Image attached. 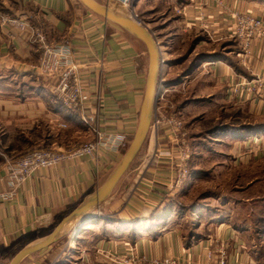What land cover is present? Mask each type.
Segmentation results:
<instances>
[{
    "label": "crops",
    "instance_id": "1",
    "mask_svg": "<svg viewBox=\"0 0 264 264\" xmlns=\"http://www.w3.org/2000/svg\"><path fill=\"white\" fill-rule=\"evenodd\" d=\"M95 1L150 30L161 44L160 58L169 63L160 68L158 77L171 83L169 76L186 64L180 77L176 75L186 82L190 95L184 111L203 104L217 109V125L205 128L221 145L215 151L223 161L217 170L264 169V148L248 147L250 136L264 129V100L248 95L235 98L230 91L242 79H264V40L255 42L252 54L245 58L240 44L227 38L233 28L231 16L213 4L202 7L197 0H154L164 18L159 25L144 21L135 5L137 16L117 0ZM223 1L230 9L264 21V0ZM3 18L25 20L29 29L5 25ZM37 31L50 44H71L82 89L91 96L84 110L65 107L54 92L58 79L36 69L40 58ZM224 44L237 49L222 50L221 58H212ZM198 57L201 60L196 63ZM149 64L144 43L79 0H0V264H10L19 253L46 243L55 233L51 244L19 264H115L113 258L132 251L148 258L171 255L199 264L208 263L210 253L215 261L226 252L228 264H264L260 257L264 233L260 232L262 224L258 225L264 221L260 214L264 196L252 192L264 185V179L257 176L243 180L242 192L250 194L234 200V205L224 204L216 212L217 221H208V209L201 211L199 231L203 232L191 239L171 227L176 223L173 212L178 200L164 196L166 191L155 180L142 177L144 166L133 180L123 181L128 170L103 202L74 216L108 182L136 134ZM199 114L193 118L197 120ZM156 118L162 119L160 111L154 114ZM92 124L112 138L123 139L119 150L103 149L97 156L38 170L19 187L6 175V157L17 159L33 149L79 147L94 137ZM159 131L160 127L152 129L153 146L163 138ZM196 136L200 135L192 133ZM226 159L231 163H225ZM197 167L192 168L190 180L204 174ZM121 182L125 194L118 196ZM167 228H171L168 233Z\"/></svg>",
    "mask_w": 264,
    "mask_h": 264
},
{
    "label": "rangeland",
    "instance_id": "2",
    "mask_svg": "<svg viewBox=\"0 0 264 264\" xmlns=\"http://www.w3.org/2000/svg\"><path fill=\"white\" fill-rule=\"evenodd\" d=\"M134 5L137 8V13L144 21L147 20L150 24L155 22L157 25L164 21V18L161 17L158 10L159 5L154 0H133L132 5H129L128 7L122 5L121 7L132 12ZM144 12H146L145 16L142 15ZM166 63L167 61H165V64ZM184 65L177 70V73H173L169 76L168 79L171 83L167 82L168 80L164 78L168 85L169 83L173 85H167L165 89L161 91L163 92L166 90L163 98L160 99L159 107H161L160 112L163 116L167 117V119L174 118L177 121H181L183 125L182 131L185 132V136H181L180 138L175 137L172 134V126L163 121V123L158 126L161 128V131L159 132L163 138L160 139L157 146H153V128L151 126L148 137L141 151L129 168L123 181L128 179L133 180L137 170L142 171L144 166V171L141 174L142 177L147 176V179L155 180L154 183L161 186L162 189L166 191L164 196L171 199L176 197V200L180 203L176 204L178 206L177 211L175 210L173 212H176L177 214L175 215L176 223L172 224L173 226L171 227L177 228L181 234L183 233L184 237L188 238L189 233L194 232L193 234H197L203 232L199 231L201 229L200 225L202 223V218L198 214H200L201 211L205 212L208 209L211 213L210 216H207V218H209L208 221H210V219H215L217 215L216 212L223 210V206H225L226 203L234 205V200L240 199L242 195L248 196L250 194L242 192L241 188L245 187V182H243V180L254 176H257L259 179H264V169L257 168L251 172L246 170H234L231 167L225 171L222 169L217 170V165L223 161L221 158L217 157L215 151L220 149L221 145H218V142H214L213 135L208 133L205 129L217 125V109L203 104L198 107L193 106L195 108H192L191 111H184L185 107L183 104L185 105V102L190 99V95L188 90H185L186 82L182 80L183 78L181 79L182 81L179 80L180 78H177V76L180 75V70L184 69ZM167 75L168 73H166L165 77H167ZM200 112L202 115L199 114L200 117L195 120L193 114ZM204 112L205 114H203ZM192 133H196L200 136H198V138L197 136L196 138L192 137ZM249 139L252 141V144L248 145L250 149L264 148V129L262 131H255L254 137L250 136ZM199 141L202 143L201 147L198 145ZM253 143H256V146ZM130 144L131 141L125 147V153L128 151ZM250 149L245 150L251 152ZM197 153L199 154L197 155ZM225 163L230 164L231 161L226 159ZM194 167L202 169L204 174H200L196 179L190 180V177L194 174L192 173V168ZM183 169H187V177L181 176ZM178 181H180V183H178ZM239 181L241 182L238 183ZM119 186L117 195L123 196L125 194V189L122 182ZM263 190L264 185H261L252 192H258V194H263L264 196ZM260 214L264 215L263 209ZM166 224L168 225V221ZM259 224L260 223H258V225ZM261 228H263V225H261ZM167 229L168 233L171 228ZM132 253L137 252L132 251ZM209 255H211V253L208 254V259ZM141 256L146 258V262L143 264H151V261L165 258L175 259L178 262L177 264H199L192 260H180L176 256L171 255L163 258H148L145 255ZM220 257L224 258L225 263L228 264V256L226 255V252ZM219 259L220 258L216 259L213 264H218ZM210 263V260H208V263L204 264Z\"/></svg>",
    "mask_w": 264,
    "mask_h": 264
},
{
    "label": "built area",
    "instance_id": "3",
    "mask_svg": "<svg viewBox=\"0 0 264 264\" xmlns=\"http://www.w3.org/2000/svg\"><path fill=\"white\" fill-rule=\"evenodd\" d=\"M121 5L128 7L132 5L133 0H117ZM198 4L202 7L207 5H215L216 8L224 10L229 16H231L233 28L227 38L236 40L241 47L242 55L245 58L250 57L252 54V45L257 41L264 40V21L254 16L251 13H245L240 10H233L227 7L223 0H197ZM132 13L135 15V11L132 8ZM137 16V15H135ZM2 22L13 27H16L22 31L29 29V25L25 20H15L9 18H3ZM139 22V21H138ZM140 23V22H139ZM141 24V23H140ZM142 25V24H141ZM206 33L211 38L208 27H205ZM35 39L39 45L40 58L37 65V70L44 76H52L58 79V83L55 86L54 92L63 105L69 109L75 111H82L86 108V103L90 101L88 93L82 89L81 78L79 72V66L74 59L73 50L71 44L68 41H63L60 44H50L40 32H35ZM212 39V38H211ZM213 40V39H212ZM223 40V39H220ZM158 48L161 44L156 41ZM244 61V60H243ZM162 64L161 68L165 64V59L160 58ZM166 82L163 77H159V85L157 87V94L154 105L153 124L152 128H156L164 122H167L172 126V134L180 138L185 136V132L182 131L181 121H177L174 118L167 119L162 115V119H154V114L160 111L159 107L160 99L163 98L166 90L161 92L165 87L162 83ZM231 95L233 97H241L242 95H248L251 98H258L264 100V79L257 78L253 81L245 79L235 83L230 88ZM161 92V93H160ZM88 124V123H87ZM89 125V124H88ZM66 127L60 125V127ZM91 132L93 138L83 143L81 146L73 149H33L17 159H11L6 157L5 171L8 178L12 181L15 187H19L29 178L41 169L54 168L67 161H73L88 155H99L103 149L118 151L123 144V139L112 138L100 131L99 126L92 124ZM188 158V157H187ZM187 169H183L182 177H187ZM180 183V181H178ZM210 264H213V256L209 255ZM146 262V258L138 255L137 253H130L123 257L113 258L115 264H143ZM177 260L172 258H165L160 260L151 261V264H177ZM188 264V263H186ZM218 264H226L224 258L219 259Z\"/></svg>",
    "mask_w": 264,
    "mask_h": 264
},
{
    "label": "water",
    "instance_id": "4",
    "mask_svg": "<svg viewBox=\"0 0 264 264\" xmlns=\"http://www.w3.org/2000/svg\"><path fill=\"white\" fill-rule=\"evenodd\" d=\"M79 1L82 4H84L88 9H90L92 12L96 13L97 15H100L101 17H104L109 21L116 23L117 25L121 26V28L123 27L131 34H133L137 39H139L142 43H144L148 51L150 64H149V74H148L146 92L140 112V121L136 134L134 135V138L129 146V149L125 153L124 158L122 159L116 170L114 171L111 178L104 185V187L98 192V195H96V197L87 206L77 211L74 214V216H79L84 212H86L92 206L95 205L97 206L98 204L103 202L108 197V195L113 191V189L116 187L118 182L122 179V177L131 167V165L134 163V160L137 158L139 152L141 151L148 137L149 131L152 126V122H153L152 113H154V105L157 94L156 92H157V87L159 85L158 73L162 66L160 62L159 48L156 43V39L151 35L150 30H148L146 27L141 25L135 19H129L122 17V15L121 16L116 15L115 13L110 11L108 8H105V6L99 4L95 0H79ZM162 85L166 87L168 83L164 82L162 83ZM83 221L84 219L81 220L80 223H82ZM55 237H56V233L52 235L49 241H46V243L22 251L13 259V261L10 264H19L28 255L30 254L32 255V253H35L40 249L46 247L47 245L51 244L54 241Z\"/></svg>",
    "mask_w": 264,
    "mask_h": 264
},
{
    "label": "trees",
    "instance_id": "5",
    "mask_svg": "<svg viewBox=\"0 0 264 264\" xmlns=\"http://www.w3.org/2000/svg\"><path fill=\"white\" fill-rule=\"evenodd\" d=\"M233 44V43H232ZM235 44V43H234ZM233 45H227V44H224V46L223 47H221V48H219L218 50H216V52L214 53V55L212 56V58H221L223 55H222V53H223V51L222 50H225L226 52H227V50L229 49V50H233ZM234 49H237L236 47H234ZM236 51V50H235ZM226 52H224V53H226ZM202 58H204V57H202ZM211 58V57H210ZM201 60V57H198L197 59H196V63L198 62V61H200ZM196 64L194 63V65L193 66H195ZM195 68V67H194ZM216 221H217V219H215ZM260 224H262L263 225V227H264V221L262 222V223H260ZM260 232H262V233H264V228H262L261 229V231ZM194 233V232H193ZM193 233H189V236H188V238H192V237H195V235L193 234ZM261 233V234H262ZM260 257H264V250L260 253Z\"/></svg>",
    "mask_w": 264,
    "mask_h": 264
}]
</instances>
